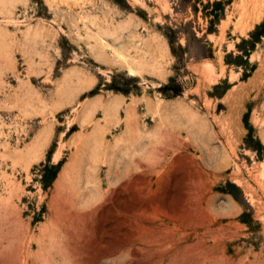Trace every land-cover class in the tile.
<instances>
[{
  "label": "rangeland",
  "instance_id": "obj_1",
  "mask_svg": "<svg viewBox=\"0 0 264 264\" xmlns=\"http://www.w3.org/2000/svg\"><path fill=\"white\" fill-rule=\"evenodd\" d=\"M0 264H264V0H0Z\"/></svg>",
  "mask_w": 264,
  "mask_h": 264
}]
</instances>
